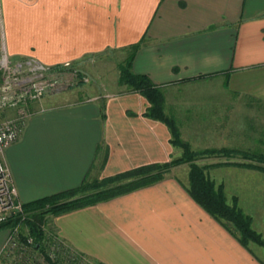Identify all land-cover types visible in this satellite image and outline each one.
<instances>
[{"label": "crops", "instance_id": "1", "mask_svg": "<svg viewBox=\"0 0 264 264\" xmlns=\"http://www.w3.org/2000/svg\"><path fill=\"white\" fill-rule=\"evenodd\" d=\"M137 43L133 71L163 88L183 139L194 150L241 151L243 110L258 119L251 103L264 109V0H0V61L6 53L59 66ZM84 87L81 96L47 93L31 102L21 136L5 150L23 203L181 156L169 127L143 115L149 102L140 93ZM240 157L198 162L264 237V172L213 165ZM183 167L50 223L95 264H264L254 248L264 246L244 247L190 196ZM8 236L0 229V264H13Z\"/></svg>", "mask_w": 264, "mask_h": 264}, {"label": "trees", "instance_id": "2", "mask_svg": "<svg viewBox=\"0 0 264 264\" xmlns=\"http://www.w3.org/2000/svg\"><path fill=\"white\" fill-rule=\"evenodd\" d=\"M139 43L130 47L125 62L119 64V84L125 86L127 92H136L144 96L149 106L144 116L165 123L171 132V143L182 149L181 156L163 163L139 166L111 176L85 180L78 188L49 195L28 203H24L27 214L23 221V239L33 237L35 248L45 251L43 241L47 231L45 223L50 215H60L76 209L84 208L106 201L119 195L154 184L165 178L173 167L187 164L188 181L184 184L190 196L211 216L219 221L244 247L255 243L264 246V237L253 227V218L239 206L238 198L232 202L227 198L225 185L217 184L207 174V167L198 163L202 155L230 154V150L206 149L194 150L188 141L182 138L176 119L165 111V95L163 88L153 82L147 74L133 71V59L138 51ZM84 82H81L83 84ZM247 162H219L213 165L233 164L258 169L264 172V154L251 151L242 152ZM21 219L10 220L0 225V229L11 228ZM50 264H58L49 261Z\"/></svg>", "mask_w": 264, "mask_h": 264}, {"label": "built area", "instance_id": "3", "mask_svg": "<svg viewBox=\"0 0 264 264\" xmlns=\"http://www.w3.org/2000/svg\"><path fill=\"white\" fill-rule=\"evenodd\" d=\"M73 62L67 61L59 66H51L35 58L12 59L6 53L0 61V109L16 108L18 115L0 122V225L10 220L21 219L9 228V236L4 247L5 256L13 264H30L34 254L41 255L46 263L88 264V258L73 250L55 230H46L41 252L33 245L34 239H23V221L27 214L24 203L19 199L12 174L5 162V150L19 139L28 115L31 102L40 100L50 92L63 87L58 79L59 68H70Z\"/></svg>", "mask_w": 264, "mask_h": 264}, {"label": "rangeland", "instance_id": "4", "mask_svg": "<svg viewBox=\"0 0 264 264\" xmlns=\"http://www.w3.org/2000/svg\"><path fill=\"white\" fill-rule=\"evenodd\" d=\"M128 52H124L122 50H111L105 52V54L100 55H90L87 56L85 60L73 63L70 68H59L58 71V79L60 82H63V87H61L56 92L50 93H68L73 96H81L85 92V85L91 91L94 92H112L119 91L123 87L119 84V64L125 62V58L127 57ZM81 82H84L81 84ZM84 87V88H83ZM84 90V91H83ZM49 94V93H48ZM256 111H258V119L256 118H244L245 110H243V117L241 119L242 128L246 130L247 134L242 135V143L241 151H232L230 154H223L227 158L233 153L234 155H241L242 162H247V159H243L242 152L243 151H251L255 153H263L264 154V109H261L260 104H252L251 107H255ZM253 109V108H252ZM252 111V110H250ZM18 110L16 108H2L0 109V122L12 119L18 115ZM177 121V120H176ZM256 130L254 133L253 131ZM251 132V133H250ZM183 138V137H182ZM257 138H260V141H256ZM186 141V140H185ZM182 150V149H181ZM198 151V150H197ZM214 155V154H209ZM202 155L201 157H203ZM200 157V158H201ZM199 158V159H200ZM199 161V160H198ZM199 163V162H198ZM200 164V163H199ZM174 168V167H173ZM169 170L166 175H168L172 170ZM186 168L189 171V167L186 164V167L179 171L181 175L184 177L187 175ZM264 199V196H263ZM259 204H264L263 202H259ZM52 215L48 217V221L44 225L45 230H55L52 224L50 223V218ZM25 232V229H23ZM255 251L264 259V249H260L259 247H254ZM46 263L42 260L41 255L35 253L33 258L30 261V264H43ZM59 264H64V262H60ZM88 264H95L88 260Z\"/></svg>", "mask_w": 264, "mask_h": 264}]
</instances>
